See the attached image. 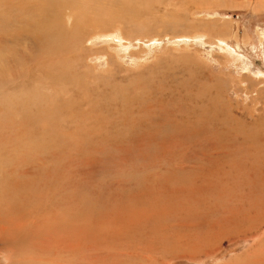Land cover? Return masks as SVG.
I'll use <instances>...</instances> for the list:
<instances>
[{
  "label": "rangeland",
  "instance_id": "374dc122",
  "mask_svg": "<svg viewBox=\"0 0 264 264\" xmlns=\"http://www.w3.org/2000/svg\"><path fill=\"white\" fill-rule=\"evenodd\" d=\"M263 2L0 0V264H264Z\"/></svg>",
  "mask_w": 264,
  "mask_h": 264
},
{
  "label": "bare ground",
  "instance_id": "6f19581e",
  "mask_svg": "<svg viewBox=\"0 0 264 264\" xmlns=\"http://www.w3.org/2000/svg\"><path fill=\"white\" fill-rule=\"evenodd\" d=\"M263 4H264V2H263ZM41 12V11H40ZM39 12V13H40ZM41 14V13H40ZM19 19V18H18ZM20 19H23V18H20ZM25 20H27V18L25 17V19H24V21ZM33 21V20H32ZM40 22V21H39ZM40 25H37V26H32V27H34V33L36 34V35H46L47 37H48V32L46 31V29L44 30V27H43V22H41V23H39ZM3 28V27H2ZM9 33V32H8ZM8 33H6V34H8ZM16 36V35H15ZM14 36V37H15ZM7 37V36H6ZM5 37V38H6ZM20 37V36H19ZM28 37H30V35L28 36ZM10 38V37H9ZM16 38V37H15ZM14 38V39H15ZM20 38H22V37H20ZM16 40V39H15ZM30 40V39H29ZM49 40V39H48ZM28 41V40H27ZM11 42V41H10ZM16 42H18L17 40H16ZM16 42H14V43H16ZM15 45V44H14ZM9 47V46H8ZM9 49V48H8ZM4 51V50H3ZM4 53V52H3ZM3 56V55H2ZM15 61H17V60H15ZM4 65V64H3ZM1 67V66H0Z\"/></svg>",
  "mask_w": 264,
  "mask_h": 264
}]
</instances>
